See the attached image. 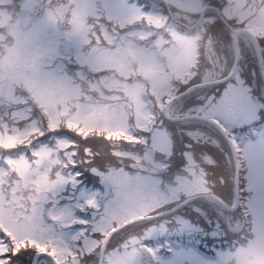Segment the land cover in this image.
Wrapping results in <instances>:
<instances>
[{
  "label": "rangeland",
  "instance_id": "1",
  "mask_svg": "<svg viewBox=\"0 0 264 264\" xmlns=\"http://www.w3.org/2000/svg\"><path fill=\"white\" fill-rule=\"evenodd\" d=\"M50 1L52 0H48ZM56 1L60 3V17L54 16L47 9L50 7L44 5L42 15L35 17L28 29H23L17 9L19 0H0V146L8 149L26 139L29 140L35 134L43 133L36 118L41 116V111L43 122L51 130H69L90 144L85 145L83 149L86 156L84 160L89 161V171L97 175L99 180H104L105 177V187L102 188L103 192H97L92 187L77 190L76 202L68 200L72 190L64 191L67 189L68 180L73 176L59 171L61 167L57 163L65 161H61L56 150L70 146L71 142L65 136L54 138L52 146L39 140L31 150L33 161H30L24 152L10 153L11 182L7 180L6 174H3V168H0V221L18 248L28 243L33 244L32 251L37 247L44 250L50 247L58 255L60 264H85L83 258L70 259V255L74 253L73 249L77 248L74 244H84L88 250L102 239L99 241L89 233L79 239L78 233L84 231L77 229L80 228L77 221L87 219L86 222L93 223L90 230L105 234L126 221L169 209L189 196L205 191L220 193L213 188L202 186V176L194 168H191V172L180 174L171 183L163 180L169 176L167 174H153L146 178L140 176L145 174L143 171L134 174L119 165L115 168L119 161H136L142 157L139 156L140 150L130 144V141L134 140L132 126L147 130L152 126L147 124L152 109L146 102V97H155L159 108H163L174 97L171 95L173 85L168 76L170 73L181 76L189 63L194 61L192 39L181 37L172 31L175 41L167 44L168 38L163 35V29L159 31L160 29L155 30L147 26L153 25L156 29L166 26L165 16L158 10H139L126 0H123L119 9L113 7L114 0ZM168 1L162 0L183 20H189L187 12L198 10L201 5V1L197 0ZM233 1L230 6L240 11L238 19H244L245 0ZM249 2L255 5L259 0ZM261 20L253 16L248 23L264 39V21L261 24ZM112 25L115 27L111 28ZM62 39H71L74 42L75 52L71 55L72 58L61 57L59 42ZM240 40L246 47L244 55L249 56L250 48L246 44V36H241ZM206 42L211 51V40L207 38ZM229 44V34L219 32L216 43L219 49L216 52L226 50V56L229 57ZM213 71L215 70H207L205 74H188L183 78H187L184 79L187 85L222 77L214 75ZM183 78L177 83H183ZM223 84L208 85L191 91L182 96L181 102L172 103L171 111H179V116L199 115L213 118L216 113L207 108V103L212 101L213 97L216 98ZM178 88L179 86L176 90ZM234 88L236 87L230 83L229 90ZM194 98L198 100L192 102ZM28 101H33L40 110L35 109L37 112L32 115V106ZM214 105L216 106L214 103L211 108H214ZM216 111L218 113L217 106ZM174 123L191 128L203 139H218L208 121L185 119ZM159 131L158 138L153 141V147L163 153L169 152L167 138L162 130ZM184 133L185 136L191 137L188 129L184 130ZM105 144L111 146L108 155H112L117 161L109 163L112 167L108 165L105 170H101L99 156ZM187 144L186 140L185 146ZM244 147L249 159L245 166L250 170L251 153L248 143ZM70 151L66 153L71 163L73 160ZM152 157L144 156L155 165L165 164L157 156ZM159 157L164 158L163 155ZM187 157L189 158V153ZM229 159L226 152L220 155V161L228 162ZM231 166L228 173L234 177L233 164ZM112 170L115 172H111ZM105 171L107 172L104 173ZM243 174L244 172H241L240 177ZM247 176L250 179V187L255 191L249 200L254 237L247 247L239 246L234 252L216 250L218 257L206 260L209 264H264V208L260 202V187L250 171ZM71 181L74 183L72 179ZM148 182L152 184L150 187ZM6 183H10V187H4ZM230 185L228 182V189L222 194L227 201L232 200L227 197L229 194L232 197L233 186ZM88 205L93 207L95 220L87 217ZM201 207H204L202 213L209 217L217 212H227L225 208L203 196L193 199L186 208L200 210ZM77 208L82 210L80 214ZM180 212L181 210L169 214V222L165 219L146 220L115 232L109 243L121 236L130 237L126 239L127 242L121 244V253H114L112 250L107 264H144L137 243L148 234L162 235L171 229L180 234L195 232L193 238H199L201 234L211 238L217 236V233L220 237L228 235L221 226L213 225V230L197 226L195 221L179 215ZM238 212H244V209ZM145 229L148 233L132 237ZM168 241L166 240L167 243ZM162 246L164 245L156 244V248ZM146 250L150 249L147 247ZM32 251L31 257L34 253ZM162 264H169V260Z\"/></svg>",
  "mask_w": 264,
  "mask_h": 264
},
{
  "label": "flooded vegetation",
  "instance_id": "2",
  "mask_svg": "<svg viewBox=\"0 0 264 264\" xmlns=\"http://www.w3.org/2000/svg\"><path fill=\"white\" fill-rule=\"evenodd\" d=\"M148 1L151 3H155L154 2L155 0H148ZM157 1L162 2V0H157ZM197 1H201L200 2L201 5L198 10L187 12L188 14L187 17L189 18V20H186V19L183 20L182 18H179L177 13L174 11V9L171 6H169L167 3H165L166 4L165 12L167 15V22L169 23V25L171 24V26L180 27L182 28V31L185 30L186 32L196 35L198 38L203 39V38L208 37V35L210 37H214L215 28H218V27L223 29L224 32L229 31V33L231 32V28L233 26L235 27L236 25H240L241 23H242L241 26L250 27L251 24L248 23V20H251L253 16L262 19L261 24L264 21V2H262L261 4L257 3L255 5H252V3L249 2L251 0H245L244 10H246L245 11L246 16L244 17V20L241 21V20H238L239 13L230 6L231 4L230 0H197ZM167 2L169 1L167 0ZM248 2H249V5H248ZM220 13L224 15L225 20H222L220 18ZM246 39L249 42V44L251 43L252 45L251 38L247 36ZM197 54L199 56L198 60H200L201 68L204 72H206L207 70H215L213 71V73L215 74H225L226 73L225 67H222L220 63L221 59L218 57H215L213 55V52L209 51L208 48H205L203 44L202 46H200V51H198ZM244 58L246 59L245 65L242 68L240 67L237 68L235 75H243V76L248 77L246 78L247 80L246 88L251 89L252 98L257 103L264 102V84L262 83L261 80L260 82H258L259 79L255 78L256 76L259 77L261 75V71L259 67L257 66L258 62L255 57V53L250 52L249 56H246ZM262 58L264 60V50L262 51ZM256 79L259 84L254 83ZM255 89H257L258 91L255 92ZM257 127H259V125H257ZM231 128H232V132L239 131L242 134H244V137L246 139L245 141V144H246L248 140L249 130L246 127H242V131L239 130V127L233 126ZM200 165L204 167V166H207L208 164H206L203 160H200ZM249 180L250 179L248 177L245 182L246 184L244 185L245 186L244 212L242 214L234 215L232 218L230 216V218H226L225 221L223 222L225 225H227V220H229L230 227H227V228L232 233L242 236L244 237V239H246V241H249L248 245L250 243L252 236L255 234L253 220H252V212H251L252 211L251 201H249L253 197L255 191H253V189L250 187ZM227 237H230V236L220 237L219 234L217 233V236L213 237L210 241L212 243H216L219 241H224ZM165 239L169 240L168 242H171L172 241L171 234H167L165 236ZM208 240L209 239L202 234L201 236H199V242L205 243ZM145 245L149 247L151 246L150 244H145ZM74 246L75 248L76 247L77 248L75 250L73 249L74 253L70 255V259L72 257H76V258L88 257L90 262H94V263L96 262V259H95V252L97 248L96 245L88 250L84 244L74 245ZM120 246L121 244H111V245L106 246L105 254H104V264L108 263V256L112 252V250L114 253L122 252V249ZM164 246L166 250L170 251V247H171L170 243L166 242ZM138 247H139L138 250L142 252L143 258L146 255H149L147 250L140 249L142 245H138ZM158 252L160 253V255L165 256L164 254H162V250H158ZM85 264H88V263H85Z\"/></svg>",
  "mask_w": 264,
  "mask_h": 264
},
{
  "label": "snow or ice",
  "instance_id": "3",
  "mask_svg": "<svg viewBox=\"0 0 264 264\" xmlns=\"http://www.w3.org/2000/svg\"><path fill=\"white\" fill-rule=\"evenodd\" d=\"M123 0H114L113 7L119 9ZM230 82L223 84V93H218L214 103L218 109L217 119L214 122L217 129L225 134L231 127H246L249 130L247 143L250 148V173L259 184L261 207L264 208V102L257 103L251 95V89L237 86L229 90ZM259 125V127H257ZM226 226V225H222ZM11 247L9 257H14V264H30L25 258L26 253L19 248ZM43 252L42 247H37ZM169 264H209L200 257L198 250L177 249L172 253Z\"/></svg>",
  "mask_w": 264,
  "mask_h": 264
},
{
  "label": "water",
  "instance_id": "4",
  "mask_svg": "<svg viewBox=\"0 0 264 264\" xmlns=\"http://www.w3.org/2000/svg\"><path fill=\"white\" fill-rule=\"evenodd\" d=\"M41 1L42 0H22V3H21V11H22V14H23V18L22 19H23V26L24 27H27L30 24L31 19L34 16L35 10H36V8L38 7V5L40 4ZM241 33H247L248 35H250L254 39V43H255V46H256V50H257V53H258L259 58H260V47H259L258 41H257L255 35L251 31H249V30H247L245 28L235 30L234 45H235V50H236V58L238 57V36ZM60 46L62 48V51L64 53H66V54H70V53H72L74 51V44H73V42L71 40H64V41H62L61 44H60ZM261 67H262V65H261ZM229 77H230V75L227 76L226 78L220 80V81H224L225 79H228ZM188 117H193V116H186V117H183V118H188ZM135 166L136 167H143V168H146L148 170L155 171V172L156 171H160V169L152 168V167L145 166V165H142L141 166L139 164H135ZM147 218H151V217H145V219H147ZM111 233L112 232H110L107 235V237L105 238V240L103 242V248H104V245L106 244L109 236L111 235ZM41 254H43V253L42 252L36 253V255L34 257L33 264H36L37 258ZM100 264H102V261H100Z\"/></svg>",
  "mask_w": 264,
  "mask_h": 264
},
{
  "label": "trees",
  "instance_id": "5",
  "mask_svg": "<svg viewBox=\"0 0 264 264\" xmlns=\"http://www.w3.org/2000/svg\"><path fill=\"white\" fill-rule=\"evenodd\" d=\"M50 135H68L69 138L72 139V143L71 144L74 143V147L76 149L75 150V152H76L75 156H76V161L78 162V165H80L81 167H84V166H87L89 164V161L87 162V161L84 160L86 158V156H85V154H83V149H84L85 145H90V144L86 143L85 140H82L80 135H78L76 133H73V132H71L69 130H64V129L59 130L58 129V130H52V131H44L41 135L35 134L32 137V140L29 142V145H31V146L33 145L34 146L35 144H37V141H39V140H42L43 142H47V141L53 142V140H52ZM70 147H72V146H68V148H70ZM104 149L106 150L107 147H105ZM62 151H63V149H60V153H62ZM103 152H104V150L101 152L102 154L99 153V154H101L100 155L101 158H103V159H105L107 157L115 158L112 155L111 156H107ZM60 155H62V154H60ZM104 156H107V157L104 158ZM103 164L108 165L107 162L102 163V165ZM11 240H12L11 243H12L13 247L18 248L17 246L14 245V241H13L12 238H11ZM26 247H28V249ZM32 248H33L32 245L29 244V243H28V245L26 244L25 246L19 247L20 250H22V251H24L26 253L25 258L30 261V264H31V254H30V252L32 251ZM10 252H11V248H10L9 251H7L6 254H9ZM8 258H10L9 255H8ZM10 260H12V264H14V257H11Z\"/></svg>",
  "mask_w": 264,
  "mask_h": 264
}]
</instances>
